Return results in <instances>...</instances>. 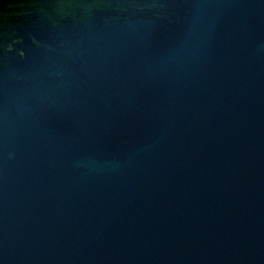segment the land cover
<instances>
[{"label": "water", "instance_id": "obj_1", "mask_svg": "<svg viewBox=\"0 0 264 264\" xmlns=\"http://www.w3.org/2000/svg\"><path fill=\"white\" fill-rule=\"evenodd\" d=\"M0 264H264V0H3Z\"/></svg>", "mask_w": 264, "mask_h": 264}, {"label": "snow or ice", "instance_id": "obj_2", "mask_svg": "<svg viewBox=\"0 0 264 264\" xmlns=\"http://www.w3.org/2000/svg\"><path fill=\"white\" fill-rule=\"evenodd\" d=\"M4 5L3 0H0V7H3Z\"/></svg>", "mask_w": 264, "mask_h": 264}]
</instances>
